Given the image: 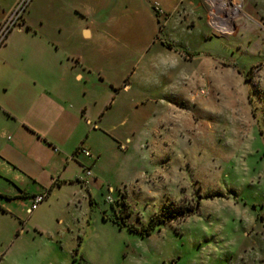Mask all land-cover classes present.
I'll return each instance as SVG.
<instances>
[{"label": "rangeland", "instance_id": "rangeland-1", "mask_svg": "<svg viewBox=\"0 0 264 264\" xmlns=\"http://www.w3.org/2000/svg\"><path fill=\"white\" fill-rule=\"evenodd\" d=\"M260 4L244 0L231 32L172 39L182 59L160 52L145 35H95L79 44L115 48V66L108 56L101 65L116 82L129 78L154 89L168 78L169 108L152 118L145 135L132 136L130 119L121 128L122 151L106 138L96 143L105 190L81 198L63 189L46 203L43 235L13 244L12 220L0 217V264H264V15L258 23L249 16ZM30 10L42 31L97 27L91 5L33 0ZM173 92L190 93L192 100L181 103ZM154 218L164 220L158 225L163 232L142 244L129 242L113 223L141 229Z\"/></svg>", "mask_w": 264, "mask_h": 264}, {"label": "crops", "instance_id": "crops-1", "mask_svg": "<svg viewBox=\"0 0 264 264\" xmlns=\"http://www.w3.org/2000/svg\"><path fill=\"white\" fill-rule=\"evenodd\" d=\"M18 1L0 0V23ZM258 1L260 8L249 14L257 23L264 15V0ZM69 2L94 6L98 14L96 29L84 26L80 32L68 34L62 28L59 32L42 31L43 23L37 25L29 19L31 3L22 25L0 48V217L12 220L16 234L13 244L31 242L45 233L42 217L49 208L46 203L63 189L73 188L75 197L81 198L88 192L92 198L95 191L103 193L108 182L101 178L103 154L96 144L99 140L106 138L122 151L121 128L130 119L135 127L132 136L138 130L145 135L152 118H162L164 105L169 108L167 87L172 83L168 78L155 91L129 82V78L116 82L112 74L102 72L101 65L102 58L108 56L110 66H115V48L101 45L89 50L80 49L79 44L83 46L95 35L100 40L145 35L159 44L160 52L182 59L185 55L172 39L206 40L225 31V20L211 0ZM111 71L115 73V67ZM189 94L173 92L170 97L183 103L192 100ZM174 111L182 112L178 107ZM79 148L88 150L91 156L74 157ZM84 167L92 171L85 187L80 182ZM107 188L116 191L110 185ZM44 193L48 194L44 203L27 215L31 199ZM114 225L136 244L156 234L160 237L163 232L158 226L150 235L140 237L126 227Z\"/></svg>", "mask_w": 264, "mask_h": 264}, {"label": "built area", "instance_id": "built-area-1", "mask_svg": "<svg viewBox=\"0 0 264 264\" xmlns=\"http://www.w3.org/2000/svg\"><path fill=\"white\" fill-rule=\"evenodd\" d=\"M33 0H19L13 9L8 13L6 18L0 23V48L6 44L9 35L19 26L22 25L24 16ZM243 1L244 0H211L213 5L217 6L220 10L221 17L225 20V29L228 30L230 25L237 20V18L243 15ZM233 22V23H232ZM260 28L264 31V20L260 25ZM201 94H205L203 91ZM84 155L89 158L90 152L86 149L79 148L74 154V157L78 155ZM92 177V171L88 167H84L83 175L80 178V182L83 185H87V179ZM48 194L36 195L31 199V204L27 208V215H32L47 199Z\"/></svg>", "mask_w": 264, "mask_h": 264}, {"label": "trees", "instance_id": "trees-1", "mask_svg": "<svg viewBox=\"0 0 264 264\" xmlns=\"http://www.w3.org/2000/svg\"><path fill=\"white\" fill-rule=\"evenodd\" d=\"M169 48L171 47L170 45H167ZM191 214H193L194 212L191 211ZM190 216V215H188ZM164 220L160 219H152L150 221V223L147 226H143L141 229H138L137 227H135L132 224H127L126 221H122V222H118L117 220L113 221V223L120 225L121 227H126L130 232L135 233V234H139L141 236H147L150 235L153 231H155L158 227V225L160 223H163ZM80 246V245H79ZM76 252H78V249L76 250ZM74 263L76 264H82L80 261L77 262L76 259H74Z\"/></svg>", "mask_w": 264, "mask_h": 264}, {"label": "bare ground", "instance_id": "bare-ground-1", "mask_svg": "<svg viewBox=\"0 0 264 264\" xmlns=\"http://www.w3.org/2000/svg\"><path fill=\"white\" fill-rule=\"evenodd\" d=\"M233 29H235V27H234L233 24H231V25H230V28H229L228 30H226V31H227V32H231Z\"/></svg>", "mask_w": 264, "mask_h": 264}]
</instances>
